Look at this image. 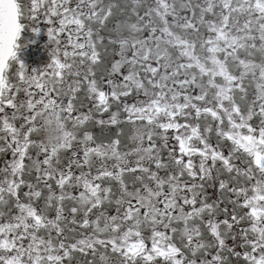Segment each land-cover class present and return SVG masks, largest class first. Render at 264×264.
<instances>
[{"label":"snow or ice","instance_id":"6c2138e0","mask_svg":"<svg viewBox=\"0 0 264 264\" xmlns=\"http://www.w3.org/2000/svg\"><path fill=\"white\" fill-rule=\"evenodd\" d=\"M5 37L0 264H264V0H0Z\"/></svg>","mask_w":264,"mask_h":264},{"label":"flooded vegetation","instance_id":"af4514ba","mask_svg":"<svg viewBox=\"0 0 264 264\" xmlns=\"http://www.w3.org/2000/svg\"><path fill=\"white\" fill-rule=\"evenodd\" d=\"M26 41L33 42L27 43L26 46L22 47L19 56L30 68L40 69L50 63L52 45L49 43L46 28L42 27L37 34L26 27L22 32L20 42L23 44Z\"/></svg>","mask_w":264,"mask_h":264},{"label":"clouds","instance_id":"9594fccd","mask_svg":"<svg viewBox=\"0 0 264 264\" xmlns=\"http://www.w3.org/2000/svg\"><path fill=\"white\" fill-rule=\"evenodd\" d=\"M8 54H9L8 41H7V37H5L3 41H0V58L6 57ZM48 134L54 139L57 138V133L53 128H50L48 130Z\"/></svg>","mask_w":264,"mask_h":264}]
</instances>
